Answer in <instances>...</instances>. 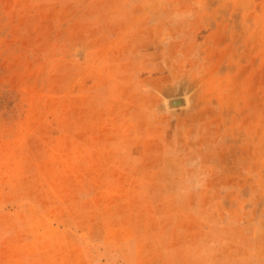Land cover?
<instances>
[{
    "label": "rangeland",
    "instance_id": "rangeland-1",
    "mask_svg": "<svg viewBox=\"0 0 264 264\" xmlns=\"http://www.w3.org/2000/svg\"><path fill=\"white\" fill-rule=\"evenodd\" d=\"M0 264H264V0H0Z\"/></svg>",
    "mask_w": 264,
    "mask_h": 264
},
{
    "label": "water",
    "instance_id": "water-1",
    "mask_svg": "<svg viewBox=\"0 0 264 264\" xmlns=\"http://www.w3.org/2000/svg\"><path fill=\"white\" fill-rule=\"evenodd\" d=\"M170 104L172 107H181L185 105V101L183 99L172 100Z\"/></svg>",
    "mask_w": 264,
    "mask_h": 264
}]
</instances>
